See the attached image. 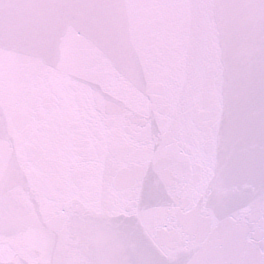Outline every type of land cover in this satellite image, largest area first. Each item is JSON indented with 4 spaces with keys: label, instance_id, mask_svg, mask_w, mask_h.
<instances>
[{
    "label": "water",
    "instance_id": "1",
    "mask_svg": "<svg viewBox=\"0 0 264 264\" xmlns=\"http://www.w3.org/2000/svg\"><path fill=\"white\" fill-rule=\"evenodd\" d=\"M32 2L36 7L21 14L3 0L4 15L13 23L0 37V63L12 81L0 107V154L7 167V186L0 189V258L10 264H55L93 253L103 259L133 257L120 237L92 233L80 219L67 222V182H77L85 171L77 164L93 158L95 139L146 157L164 109L158 112L138 98L125 109L122 101L130 93L121 83L112 84L118 97L105 104L74 67L67 70L72 75L52 78L53 69L30 52L32 38L68 14L86 20L90 13L69 7L72 0ZM110 14L120 20L122 59H127L129 44L138 43L145 51L159 47L169 56L182 45L188 79L207 92L212 128L203 144L206 156L188 170L186 180L173 184L169 202L175 208L160 225V258L169 264H264L259 0H136L131 9ZM78 35L69 37V47L78 46ZM84 57L97 75H105L102 60L87 52ZM144 86L162 97L168 94L159 73L145 78ZM65 98L81 110L95 103L104 113L103 126H86L66 109ZM125 110L129 115L121 122ZM154 175L149 169L138 179L147 185Z\"/></svg>",
    "mask_w": 264,
    "mask_h": 264
},
{
    "label": "snow or ice",
    "instance_id": "2",
    "mask_svg": "<svg viewBox=\"0 0 264 264\" xmlns=\"http://www.w3.org/2000/svg\"><path fill=\"white\" fill-rule=\"evenodd\" d=\"M135 3L136 0H72L69 7L90 13L86 20L68 14L55 26L32 38L35 42L30 52L53 69L49 73L52 78L72 75L67 70L74 67L82 80H90L89 88L105 104L110 103V97H118L112 84L121 83L130 93L122 101L125 109L131 105L132 98L146 101L158 112L164 109L160 113L159 134L150 136V151L146 157L136 158L128 151L110 148L107 143L95 139L90 145V151L95 153L93 158L77 164L85 171L77 182H67V222L80 219L89 225L92 233H110L120 237L126 243V252L130 249L134 258L126 254L103 259L93 253L80 260L67 258L55 264H169L160 258L158 249L160 225L168 221V213L175 208L169 202L173 184L186 180L188 170L194 169L206 156L203 144L212 128L206 106L207 92L195 79H188L183 46L177 45L174 55L169 56L159 47L145 51L135 43L127 46L126 60L119 55L120 20L110 13L116 8L131 9ZM10 6L21 14L36 7L32 0H10ZM259 7L262 15L258 21V34L264 68V0H259ZM2 9L3 0H0V37L13 23L5 17ZM76 33L79 34L75 37L78 46L69 47V37ZM85 52L103 61L105 75L94 72L84 57ZM157 73L167 96L145 90V78L150 81ZM6 87H12V81L0 63V107ZM220 91L222 93L223 85ZM63 103L86 126H103L104 113L97 110L95 103L87 110H81L67 98ZM127 115L126 110L122 111L119 120L123 122ZM149 169L155 175L145 185L138 178ZM133 170L136 175L131 174ZM6 178L7 167L0 154V189L7 186ZM202 179L207 182L209 177ZM211 179L217 177L213 175ZM0 264L10 262L0 258Z\"/></svg>",
    "mask_w": 264,
    "mask_h": 264
}]
</instances>
